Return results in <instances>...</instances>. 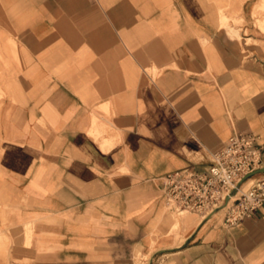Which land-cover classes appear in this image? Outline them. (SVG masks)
<instances>
[{
	"label": "crops",
	"instance_id": "1",
	"mask_svg": "<svg viewBox=\"0 0 264 264\" xmlns=\"http://www.w3.org/2000/svg\"><path fill=\"white\" fill-rule=\"evenodd\" d=\"M257 1L0 0V256L264 264V204L234 226L218 210L173 229L161 188L234 132L264 168ZM231 7L240 39L221 27Z\"/></svg>",
	"mask_w": 264,
	"mask_h": 264
},
{
	"label": "built area",
	"instance_id": "2",
	"mask_svg": "<svg viewBox=\"0 0 264 264\" xmlns=\"http://www.w3.org/2000/svg\"><path fill=\"white\" fill-rule=\"evenodd\" d=\"M262 165V146L253 136L234 132L210 154L205 168L174 170L161 177L164 203L175 214L202 218L224 207V224L234 226L264 204V178L249 183L250 177L245 179ZM230 196L234 198L228 203Z\"/></svg>",
	"mask_w": 264,
	"mask_h": 264
},
{
	"label": "rangeland",
	"instance_id": "3",
	"mask_svg": "<svg viewBox=\"0 0 264 264\" xmlns=\"http://www.w3.org/2000/svg\"><path fill=\"white\" fill-rule=\"evenodd\" d=\"M252 16L254 17L256 25L259 27L260 30L264 31V0H258L252 9ZM244 20L243 16L239 13V11L235 7H231L229 10L223 11L220 10V22L222 23L221 27H224L229 32L230 36L240 39L241 36L239 34V23ZM247 42H254L251 38L247 39ZM166 211L170 213L169 207L165 205ZM173 217V229H177L180 225V221L186 219L191 215H181L178 216L177 214L173 213L170 214ZM29 235V234H27ZM7 239V235L2 232L0 229V241ZM9 252L7 246L2 244V248H0V254L6 255ZM1 257V256H0ZM3 260L6 264H9L11 257L9 256H2ZM15 261V260H13ZM16 262V261H15ZM24 262V261H21Z\"/></svg>",
	"mask_w": 264,
	"mask_h": 264
},
{
	"label": "bare ground",
	"instance_id": "4",
	"mask_svg": "<svg viewBox=\"0 0 264 264\" xmlns=\"http://www.w3.org/2000/svg\"><path fill=\"white\" fill-rule=\"evenodd\" d=\"M249 182H252V180H249L247 183H249ZM247 183H246V185H247ZM246 185H244V186H246ZM234 198V196H230V198H228V203H230L231 201H232V199ZM226 204V203H225ZM166 205V204H165ZM167 206V205H166ZM168 207V206H167ZM222 211H224V207L223 208H221L220 209V211L219 212H222ZM193 214H195V213H190V212H183V213H181V214H177L178 216H181V215H193ZM202 218V217H201Z\"/></svg>",
	"mask_w": 264,
	"mask_h": 264
},
{
	"label": "water",
	"instance_id": "5",
	"mask_svg": "<svg viewBox=\"0 0 264 264\" xmlns=\"http://www.w3.org/2000/svg\"><path fill=\"white\" fill-rule=\"evenodd\" d=\"M257 173H264V168H260V169H257V170H255V171L251 172L250 174H248V175L245 177V179H247V178H249V177H251V176H253V175L257 174ZM245 179H244V180H245ZM227 199H228V198H227Z\"/></svg>",
	"mask_w": 264,
	"mask_h": 264
}]
</instances>
